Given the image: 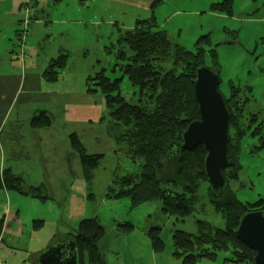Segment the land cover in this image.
Masks as SVG:
<instances>
[{"label":"rangeland","instance_id":"1","mask_svg":"<svg viewBox=\"0 0 264 264\" xmlns=\"http://www.w3.org/2000/svg\"><path fill=\"white\" fill-rule=\"evenodd\" d=\"M14 1L17 2L0 0V75L7 72L15 75L9 57L5 58V55L15 50L16 53L10 54L15 60L24 41L18 32L20 25L21 28L24 25L28 35L26 23L31 24L28 20L37 19L43 21L38 23L41 37L33 41L38 53L37 66H48L50 59L58 54L67 56L53 87H73L81 78H93L103 70L110 81L120 79V95L131 97L130 101L136 103L137 89L115 66L117 41L119 35L132 29L137 20L154 18L157 28L165 31L185 50L194 53L200 48L206 66L212 67L216 63L221 95L227 97L233 90L237 98L246 100L245 119L242 118L240 125H244L248 118L252 125H264L261 122L264 121V0H231L229 11L212 8L213 4L224 0H155L151 3L152 10H155L153 14L150 7L143 10L106 0H23L24 3L18 5ZM23 20H27L26 23ZM16 30L20 45L13 39ZM63 76L69 77L70 82H63ZM95 95L101 97L100 93ZM103 110L104 121L108 124L111 117L105 105ZM247 131L239 141L236 155L240 167L238 178L227 183L229 191L242 204L264 200V147L253 148L263 141L250 137L251 131ZM115 147L94 170L90 186L82 178L84 190L75 193L78 204L72 206L77 214L76 221L70 219L67 202L52 208L49 201L42 205L27 197H18L20 201L14 206L18 212L10 209L5 215L7 234L0 238V264H38V256L65 242L74 223L83 219H96L104 227V237L99 244L102 264H181V260L173 255L172 234L175 230L195 234L198 221L206 222L212 229L226 228L225 220L215 210L205 185H201L196 193L197 203L192 211L179 220L163 215L161 203L157 200L131 209L127 199H113L111 194L119 191L120 179L132 170V173L137 172L135 163ZM71 155H68L71 171L78 177L82 175L78 157ZM49 198L56 200L57 196ZM35 213L44 219L39 226L34 225L38 220L29 218ZM126 223L133 226L132 230L127 233L119 231V226ZM151 226H158L161 230L164 250L160 253L151 249L147 235ZM207 248L213 254L197 257L196 264H246L229 261L228 251ZM84 264H88L86 257Z\"/></svg>","mask_w":264,"mask_h":264},{"label":"trees","instance_id":"2","mask_svg":"<svg viewBox=\"0 0 264 264\" xmlns=\"http://www.w3.org/2000/svg\"><path fill=\"white\" fill-rule=\"evenodd\" d=\"M152 4L150 10L153 14L155 10H152ZM230 4L231 0H224L213 4L212 8L229 11ZM157 27L159 26L155 24L154 18L137 20L132 29L119 35L117 41L115 66L121 75L128 79L130 85L137 89L136 103L130 101L131 97L121 96L118 88L120 79L110 81L104 76L103 70L93 78H86L85 87L88 93H100L111 117L108 133L115 142V148L135 163L137 168V172L132 173V170L120 179L119 191L112 193V198L127 199L131 209L142 203L157 200L161 203L163 215L174 216L179 220L186 217L196 205V193L200 186H208L203 172L205 152L198 146L168 160L166 150L170 144L180 141L181 134L190 122L199 118L193 96V84L196 68L205 64L200 48L191 53ZM66 60L65 54L51 58L42 77L47 82H56ZM211 69L217 72L216 63ZM222 96L230 115L228 147L232 145V135L236 136L237 141V153L233 152L231 146L228 148L227 155L232 164L223 171L229 183L238 178L240 167L236 155L239 141L245 135L244 131L251 128L242 131V124H236L239 118L245 119L243 112L246 100H242V107H238L240 99L237 98L236 92L230 90L229 99ZM229 102L234 103L230 106ZM50 124L51 118L43 110L34 112L29 120V126L33 129L46 128ZM256 135L257 132L251 130L249 136ZM261 139H264V136ZM68 140L72 151L78 155L84 179L90 186L93 172L100 165L104 155L86 154L74 133L68 135ZM262 147L264 141L258 148ZM4 192L24 195L42 202L48 200L42 193L41 186H28L9 168H4L0 173V194ZM210 201L224 218L226 228L212 229L206 222L198 221L195 234L175 230L172 234L173 255L181 260V264H196L197 257L213 254L211 251L209 253L207 247H210L212 251H228L231 259L229 261L233 263L252 264L254 252L236 240L233 230L236 229L242 214L264 211V200L242 204L227 187L221 197L210 198ZM3 222V218H0V238ZM40 224V221L34 222L35 226ZM119 227V231L123 233L133 228L128 223ZM160 232L158 226H151L147 231L154 253L164 250ZM103 237L104 227L96 219H83L72 227V233L66 239L73 241L79 264H84V257L88 264H102L99 244Z\"/></svg>","mask_w":264,"mask_h":264},{"label":"crops","instance_id":"3","mask_svg":"<svg viewBox=\"0 0 264 264\" xmlns=\"http://www.w3.org/2000/svg\"><path fill=\"white\" fill-rule=\"evenodd\" d=\"M106 1L148 10L154 0ZM14 3L18 5L24 1L17 0ZM28 22L31 24L26 23L29 27V35H26L25 39L28 36L33 41L34 39L35 41L39 40L41 34L38 23L43 21L34 19V21ZM21 25L18 31L20 34L25 33V27L23 25L21 28ZM15 33L13 39L16 44L20 45L18 43L20 38H16L17 33L16 35ZM61 35L64 36L65 33H61ZM34 45L33 42L31 44L26 41L21 42L15 60L12 59V55L10 57L11 52L16 53L15 50L6 54L8 56L5 55V58L9 57L11 62L9 65L15 71V75L9 72L0 75V173L4 168H9L28 186H41L42 193L47 198L56 195V200L49 198L46 201L51 203L52 208L53 205L61 206L64 204L63 202H67L70 219L75 220L77 214L73 211L72 206H77L78 199L74 195L75 193L80 194L84 190V181H82L84 176L79 158L82 175L77 177L71 171L68 155L75 153L70 147L68 135L74 133L88 155H110L109 153L114 150L115 142L108 133L109 123L106 124L103 118L104 104L101 97L88 93L85 80L82 78L73 87L62 89L53 87L55 84L47 82L42 77L47 64L42 67L37 66L38 53ZM0 53L2 54V52ZM80 75L84 76L83 73ZM62 78L63 82H70L69 77L63 76ZM43 82L48 84H43ZM57 82L58 80L54 83ZM43 85L48 86L43 87ZM40 110L49 115L51 124L46 128L33 129L29 126V120L34 112ZM19 196L24 195L4 192L0 197V218L4 220L1 238L7 234L4 229L5 215L10 209L17 208L14 206H17L15 202L20 201L18 200ZM31 201L42 205L44 203L38 199H31ZM40 216L35 213L29 218L40 222L44 221ZM18 225H21L20 222Z\"/></svg>","mask_w":264,"mask_h":264},{"label":"water","instance_id":"4","mask_svg":"<svg viewBox=\"0 0 264 264\" xmlns=\"http://www.w3.org/2000/svg\"><path fill=\"white\" fill-rule=\"evenodd\" d=\"M28 44L33 39H28ZM220 79L206 65L195 70L193 96L197 103L199 118L190 122L181 134L180 141L167 147L170 160L179 153L190 152L201 146L205 152L203 172L211 199L219 198L228 187L223 171L231 166L228 158L229 111L219 92ZM234 237L254 252L252 264H264V211L246 212L241 215ZM65 253V255H64ZM38 264H79L73 241L66 240L46 249L37 258Z\"/></svg>","mask_w":264,"mask_h":264},{"label":"flooded vegetation","instance_id":"5","mask_svg":"<svg viewBox=\"0 0 264 264\" xmlns=\"http://www.w3.org/2000/svg\"><path fill=\"white\" fill-rule=\"evenodd\" d=\"M28 21H30V20H28ZM20 32H22V31H20ZM26 32V31H25ZM27 34L26 33H22V34H20V36H23V38H24V41H26L27 43H28V36L26 37V39H25V36H26ZM228 97V96H227ZM227 99H229V97L227 98ZM234 102H229V105L231 106L232 104H233ZM242 105H243V103H242V100L240 99V103H238L237 104V106L238 107H242ZM240 119V120H239ZM238 120H237V122H236V124L237 125H239L241 122H242V119L241 118H239ZM248 120H249V118L247 119V121L245 122V124L244 125H242L241 126V129H242V131H244V129H246V128H251V129H249L248 131H251V130H255V132H257V134L258 135H256L255 136V138H257L259 141H264V139H261L263 136H264V129L262 130V128H263V124L261 125V126H256V125H252V124H250V123H248ZM261 122H264V121H262L261 120ZM235 133V132H234ZM235 134H237V132L235 133ZM233 136V138H232V143H230V144H232V145H229V147L230 148H233V152L234 153H237L236 151H237V141H236V136L235 135H232ZM229 140H230V138H229ZM230 142V141H229ZM260 146V145H259ZM259 146H253V148H258ZM228 147V148H229ZM253 148H250L251 150H253ZM233 154V153H232ZM230 168V167H229ZM64 255H65V253H64Z\"/></svg>","mask_w":264,"mask_h":264},{"label":"built area","instance_id":"6","mask_svg":"<svg viewBox=\"0 0 264 264\" xmlns=\"http://www.w3.org/2000/svg\"><path fill=\"white\" fill-rule=\"evenodd\" d=\"M29 35V34H28Z\"/></svg>","mask_w":264,"mask_h":264}]
</instances>
